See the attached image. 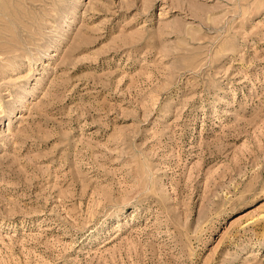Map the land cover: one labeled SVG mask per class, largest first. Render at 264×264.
Listing matches in <instances>:
<instances>
[{
  "label": "rangeland",
  "instance_id": "obj_1",
  "mask_svg": "<svg viewBox=\"0 0 264 264\" xmlns=\"http://www.w3.org/2000/svg\"><path fill=\"white\" fill-rule=\"evenodd\" d=\"M0 264H264V0H0Z\"/></svg>",
  "mask_w": 264,
  "mask_h": 264
}]
</instances>
